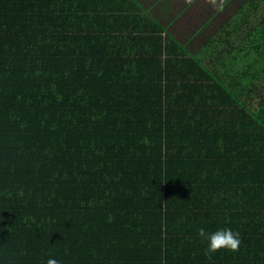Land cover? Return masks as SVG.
<instances>
[{
	"label": "trees",
	"instance_id": "1",
	"mask_svg": "<svg viewBox=\"0 0 264 264\" xmlns=\"http://www.w3.org/2000/svg\"><path fill=\"white\" fill-rule=\"evenodd\" d=\"M49 258L264 264V0L200 53L140 0H0V264Z\"/></svg>",
	"mask_w": 264,
	"mask_h": 264
},
{
	"label": "rangeland",
	"instance_id": "2",
	"mask_svg": "<svg viewBox=\"0 0 264 264\" xmlns=\"http://www.w3.org/2000/svg\"><path fill=\"white\" fill-rule=\"evenodd\" d=\"M193 53H200L249 0H140ZM242 62L234 70H244ZM263 83V81H261Z\"/></svg>",
	"mask_w": 264,
	"mask_h": 264
},
{
	"label": "clouds",
	"instance_id": "3",
	"mask_svg": "<svg viewBox=\"0 0 264 264\" xmlns=\"http://www.w3.org/2000/svg\"><path fill=\"white\" fill-rule=\"evenodd\" d=\"M215 4V0H210ZM198 235L205 241H207V249L205 255L209 258L215 253L228 250L236 252L240 248L241 240L238 232H234L230 228H222L213 233H208L204 228L198 229ZM47 264H59L55 258H49Z\"/></svg>",
	"mask_w": 264,
	"mask_h": 264
}]
</instances>
